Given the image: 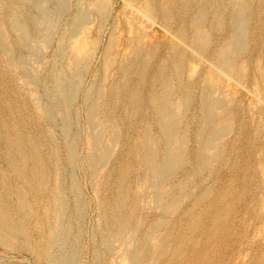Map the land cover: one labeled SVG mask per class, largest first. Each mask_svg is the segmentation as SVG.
I'll return each instance as SVG.
<instances>
[{
  "label": "bare ground",
  "instance_id": "obj_1",
  "mask_svg": "<svg viewBox=\"0 0 264 264\" xmlns=\"http://www.w3.org/2000/svg\"><path fill=\"white\" fill-rule=\"evenodd\" d=\"M56 1V10L50 9L46 0L0 2L5 22L16 32L9 40L3 26L0 28V53L5 58L4 66H0L3 95L0 147L7 166L6 169L0 166V235L9 237L17 232L21 236L24 231L19 223L32 214L40 262L73 264L78 257L80 237V231L74 230V226L76 229L85 206L81 189L72 175L80 132L73 127L76 119L72 117V110L76 109H73V100L95 51L85 50L84 36L72 45L67 42L68 37L85 33L80 28L88 11L78 6L75 21L58 36L48 79L44 81L40 77V65L46 61L42 62L43 46L53 39L57 14L67 2ZM190 1L198 3L192 12ZM208 2L178 0L177 10L191 13L186 20L180 18L182 21L175 31L176 43L170 46L165 61L152 63L156 50L151 48L144 53L145 48L140 44L132 46L135 58L121 60L119 78L108 93L102 86L103 80L100 84H89L83 96L85 122L81 133L87 144L84 160L94 183L103 174L96 186L98 194L103 193L99 205L104 223L99 225L98 232L103 234V247L111 257L109 264H157L159 259L160 264H210L212 244L224 243L232 229L229 215L246 195L248 184L242 178L245 172L239 175V181L233 175L224 182L218 179L222 177L219 165L224 161L228 164L230 154L225 156V149L239 138L244 137L255 150L257 132L251 129L264 128V101L257 98L260 104L249 115L250 122L238 121L236 138L226 143L241 111L226 102L224 92L218 93V86L226 78L239 81L244 77L246 64L240 63L238 56L246 48L245 28L250 9L244 0H239L227 16L213 10L210 29H206L208 10L204 3ZM128 6L147 19L154 13L149 6L138 7L137 3ZM32 7L37 13L31 14ZM166 11L165 8L162 17L168 25L174 21V15L169 17ZM261 24L259 46L264 54V17ZM184 26L191 29L189 34ZM221 32L225 36L217 38L216 34ZM180 44L191 54L179 48ZM65 55L70 59L62 64L57 59ZM260 57L264 60L262 54ZM110 58L111 51L106 47L104 68L111 67ZM199 59L208 62V73L205 72L200 89L196 88L197 73L190 63ZM260 67L259 78L263 81L264 61ZM40 79L44 81L41 87L38 86ZM147 85L151 87L148 92L143 90ZM43 96L47 103L42 102ZM116 108L121 110L120 114ZM121 119L127 123L122 133ZM57 128L61 130V144L56 142ZM118 144L123 149L111 162ZM241 165L237 159L230 166L233 170L240 167L242 171L245 166ZM210 177L218 181L208 182ZM28 195L33 197V208L28 203ZM11 197L23 212L21 217L11 216L6 207Z\"/></svg>",
  "mask_w": 264,
  "mask_h": 264
},
{
  "label": "rangeland",
  "instance_id": "obj_2",
  "mask_svg": "<svg viewBox=\"0 0 264 264\" xmlns=\"http://www.w3.org/2000/svg\"><path fill=\"white\" fill-rule=\"evenodd\" d=\"M175 1L176 0H167V1L166 0H163V1L162 0H67V2H65L64 4V6L66 5L64 9L57 14L58 17L56 18H57L58 25H56L57 30L55 29L56 33L54 34L53 39L50 41L49 44H45L43 46V50L41 52L42 62H44L45 60L46 61L40 65V68L42 69V70L40 69V74H41L40 77L44 78V81H45L48 79L46 77H48V73H50L51 67L53 65V59H55V51H56V47L58 44V41H57L58 36H60L65 31L64 29H66L71 24V21L72 22L73 20L75 21L74 17L79 12L78 6H81L84 9L85 8L87 9L88 12L86 11L87 12L86 14L88 15V17L86 15V20L85 22H82V25L80 28V31H83L86 34L79 32L78 33L79 36L78 35L73 36L71 37L72 39L68 37V40H67L68 44L72 45L77 41V39L80 36H84L83 40L85 39L84 40V48H86L85 50H88L89 53L91 52L93 53L95 51L92 55L93 57H91V60L89 61L86 67V70L83 73L82 84L80 86V89H78L79 91L76 92L77 94L75 96V99L73 100V109L76 108L75 109L76 111L72 110L73 111L72 117L75 116L73 118L74 119L76 118L75 120H73V123L75 121V123L73 124V127L74 126L77 127L80 130V132H79L78 143L75 149V155H74L75 158H73L74 160H73L72 175L74 176L75 181H77L76 183H77L79 190L81 189L80 193L85 203L84 204L85 206L82 209L83 211H82L81 217L79 218L77 224H75L76 229L74 226V230L80 231V237L77 242L79 245L78 246L79 248L78 257L74 260L73 264H97L99 261H100V264L102 263L109 264L110 263L109 260L111 259L108 251L105 250L102 244L103 234L101 232H98L99 225H102L104 223V219L102 218V210L99 205L100 203L99 199L101 198L103 193L101 192L99 195L96 190L97 188L96 186H98L101 183L103 174H100L99 177L95 179L96 182L94 183V181L90 178L88 174L87 165L84 160V156L87 152V144L85 142V137L83 136V133H81L83 132L82 129H83L84 122H85V119H84L85 109H84L83 96H85V93L87 89L90 87V85L96 84V83L100 84L101 81L103 80H104V83L102 82V86L104 87V91L108 93L113 82H115V80H118L119 78V74L117 73H118L119 65L121 64V60L124 59L125 57L135 58L134 54L132 53V48H133L132 46L140 44L141 46H143V48H145L143 49L144 53L147 51V49L150 50L152 48L156 50L152 58V63L157 64V62L159 63V62H163L166 60V57L168 56V54L166 53H169L170 46L176 43V40H175L176 28L179 26L182 19L186 20L185 18H187L188 15L194 10V7L198 6V3H194L190 1V6L191 7L193 6L191 12L183 11L181 13L180 10H177L180 7V6L178 7L177 5L178 0L176 1L174 5ZM224 1L225 0H223V2H221V0H218V1L209 0L208 3H204L208 10L207 15H206L208 17V18L206 17L207 24L206 22L204 24L205 25L204 27H207L206 29L208 28L210 29L209 20L211 19L214 11L221 12V14L227 16L231 12L232 7L235 6L239 0L238 1L228 0L229 2H227V0L225 2ZM0 2L9 3L10 0H0ZM132 2L134 4L137 3L138 7H140L139 5L149 6L151 7V9L154 10V13L149 17V19H147L144 14L136 13L134 9L128 6L129 3L133 4ZM244 2H246L245 5L247 6V8L249 7L248 10L250 9L248 11L249 12L248 13L249 19L247 21L248 25H246V28H245L246 29L245 38H247L246 48L242 52H240L238 56V61L242 64L244 63L246 64L245 66L246 69L243 73L244 77H242L241 78L242 80L240 79L239 81L233 80L232 78H226V80L218 86V89L220 91L218 93H221L222 91L224 92L223 96L226 102L229 105H231L232 108L234 109L236 108V110L241 111L240 112L241 115L240 114L237 115L236 125H234L233 131H231V133L225 139L226 143L232 141L235 135H237V132L239 130L238 121L244 120L245 123L250 122L249 115H251L252 112L256 111L257 107L260 104L257 98L263 99L264 101V79L262 81L259 78V73L261 71V67H260L261 61H264L263 58L260 57V54H262L263 57H264V54L260 52V46H259L260 44L259 39H261L260 28L262 26L261 23L264 17V7H263L264 0H244ZM27 3L29 4V2ZM45 3L50 9H53V10L54 8L55 10L57 9L58 2L56 0H46ZM218 7H219V10H217ZM165 8L166 10L168 9V12L167 11L166 12L169 17L174 15L173 16L174 21H171L168 25L165 24L163 17H162ZM35 13H37V10H35V8L32 7L31 14H35ZM5 18H6L5 14L1 13L0 14V21H1L0 28H2L3 26V29L7 33L8 39L10 40L16 36L15 34L16 32H13L10 26H8V23L5 22L6 20ZM28 25L31 26L32 28V25L30 22H28ZM184 27L186 28L187 34H189L191 32V29L187 26H184ZM215 29L216 28H213V30ZM213 30L211 28V31ZM222 30L225 31V29H222ZM217 31H219V29ZM221 33L216 34L217 38H223L225 36L224 32H221ZM106 47H109L111 51V58H110L111 67H108V68H104V62H103L104 61V51ZM179 48H182L183 50H185L187 55L191 54V52L185 47L184 44L183 45L180 44ZM4 59H5L4 56L3 55L1 56V53H0V66L2 64H5ZM69 59H70L69 55L67 56L65 55L63 58L61 59L58 58L57 60H62L61 61L63 62L62 64H65L68 62ZM199 60L202 61L203 64H201ZM199 60H195L192 62L190 61V63L193 64V67L195 68V71L197 73L196 74L197 76L196 88L198 89H200L203 86L204 77L206 76V73H208V70H207L208 62L205 60H201V59ZM194 63L197 65V67L195 66ZM187 67L188 66L186 63V68ZM203 69H204V72H203ZM43 71L46 73H44ZM103 73L106 75H104ZM102 75H104L105 77H102ZM44 81L40 79L38 86L41 87L43 85L42 82L44 83ZM0 90H1L0 100L2 101L3 99L2 89L0 88ZM143 90H146L148 92L151 90V87L147 85L144 87ZM44 98L45 97L43 96L42 102L47 103L48 100L46 98H45L46 100H44ZM1 101H0V119L2 118L1 114H2V108H3ZM119 106L121 107L122 105L119 104ZM119 111L121 110L116 108L117 114H120ZM122 122L123 121L121 119L120 124H122V127H123V128L121 127V130H120L121 133L123 132L122 130H124V127H126V124H127L126 122H123L124 124ZM263 129L264 128L259 129L258 127L251 129L252 132H257V145H256L255 150H253L252 146H249L248 142H245L246 139L244 137H242L241 139L240 138L237 139L235 144H233V146L232 144H230V146L232 147L228 146V148L225 149L226 150L225 156H228L230 154L228 156L229 161H228V164L225 163L224 161L219 165V169L221 171L222 177L219 176L218 179L225 182L229 177L235 175L234 177H236L239 181V175L242 176V173L245 172V174L243 175L245 177H242V178L245 179V182H247L245 184L246 185L248 184V185H247L246 195L242 197V199L235 205V208L233 209L232 213H230L229 215L230 217L229 219L232 218L229 221V223L231 222V227H232L231 231L229 232V235L226 234L227 232L225 233L226 234L225 241L224 243L222 242L223 244L221 243L222 246L218 242L215 243V245L212 244L214 252H212L213 259L210 262V264H262L264 263V227H263L264 226V223H263L264 222V213H263L264 211L262 210L264 209V204H263L264 203V195H263L264 194V191H263L264 190V140H263L264 130ZM0 131L3 133L1 120H0ZM1 132H0V146L2 145V140H3L1 136L2 135ZM60 132L61 130L57 128L56 129L57 134L55 135V138H57L56 142L59 144L62 143V137H60L61 136ZM122 149L123 148L121 147L120 144H118L115 147V151H114L115 153L111 157V162L115 158L117 152L119 154V152H121ZM0 151H1L0 152V166H2L3 168L5 167L4 169H6L7 166L5 165L6 163H5L4 157H2L3 153H2L1 147H0ZM233 157L236 159H234ZM237 159L239 160V162H242V165H241L242 167L245 166L244 167L245 169L242 168L243 172L239 170L240 167L237 168L236 170L235 169L233 170V168L230 166L231 163H235V160ZM261 162H263V164ZM206 174L208 175V172H206ZM218 179H216V177L215 178L210 177L208 179V182H214V181L217 182ZM91 181L93 183H90ZM235 189L238 190L239 188L236 187ZM251 192L252 193L254 192L253 196ZM66 195L67 197H69L68 191ZM13 200H14L13 197L8 199L9 202L7 201L6 207H8L11 216L21 217V215H24V214L17 207V205L14 203ZM27 200H28V203L33 208V206L35 205L33 203L32 195H28ZM176 215L177 214H175L173 217H175ZM22 220H23L22 223H19L24 231L23 234H21L22 237L17 232L13 236H9V237L4 236V235L3 237L0 235V264H43L42 261L40 262L39 257H37V251H36L37 248L35 245L37 230L35 229V226H34L35 225L34 217L31 214V216L27 215V217H23ZM23 240L25 242H23ZM157 262H156L157 264H160L161 259H159Z\"/></svg>",
  "mask_w": 264,
  "mask_h": 264
}]
</instances>
